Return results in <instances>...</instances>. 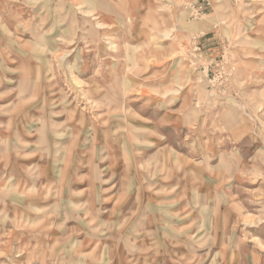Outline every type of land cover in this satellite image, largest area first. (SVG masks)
Returning a JSON list of instances; mask_svg holds the SVG:
<instances>
[{"label":"rangeland","instance_id":"obj_1","mask_svg":"<svg viewBox=\"0 0 264 264\" xmlns=\"http://www.w3.org/2000/svg\"><path fill=\"white\" fill-rule=\"evenodd\" d=\"M0 264H264V0H0Z\"/></svg>","mask_w":264,"mask_h":264}]
</instances>
